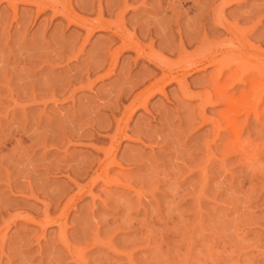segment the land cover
Returning <instances> with one entry per match:
<instances>
[{
	"label": "rangeland",
	"instance_id": "rangeland-1",
	"mask_svg": "<svg viewBox=\"0 0 264 264\" xmlns=\"http://www.w3.org/2000/svg\"><path fill=\"white\" fill-rule=\"evenodd\" d=\"M24 1L0 0V264H264V102L232 80L250 67L228 77L231 109L193 96L214 89L206 67L185 74L189 97L171 83L134 110L159 69L61 16L122 18L174 72L227 43L218 0ZM240 2L223 17L260 45L264 0Z\"/></svg>",
	"mask_w": 264,
	"mask_h": 264
},
{
	"label": "bare ground",
	"instance_id": "bare-ground-1",
	"mask_svg": "<svg viewBox=\"0 0 264 264\" xmlns=\"http://www.w3.org/2000/svg\"><path fill=\"white\" fill-rule=\"evenodd\" d=\"M6 1H8V3L12 5L13 0H6ZM14 1H16V0H14ZM218 1L216 2V5H215V7L217 6L216 8H214V5H212V3L210 4L213 7V12H214V13L212 12V14L210 13V15H212V16H209L212 19L211 21H213L210 24L211 25L214 24V23L217 24L218 26L222 27L224 29V31H226L229 34L228 38H226V42L227 43L224 44V40H225V38H224L223 40H220L221 44H223V45L220 44V46H219L217 44L218 47L215 45L216 47H214V48L211 47L209 49H208V47H207L208 45H207L206 47H207L208 51L206 49H205L206 51H204V49H203L204 53L203 54L200 53L201 55L199 54L201 57L199 56V58L198 57L197 58H191V59L185 61L184 63H182L180 65L178 70L176 69V71H174V72L171 71L173 68L170 69L169 68L170 66L167 67L165 64L159 62L157 60L156 56L153 55L155 57L154 58L152 55H149L147 53V51L145 52L143 46H140L137 43L138 41L135 42V40H132V39L129 38L130 37V36H128L129 32L127 33L128 34L127 35L125 33V31L121 28V26H122L121 22L123 23L122 18L120 19L121 21L119 19H118L119 21H116V22H118V24L113 23V22L109 23V21L108 22L104 21L101 18H98V16H97L98 19L96 18V20H95V18H94V20H92V18L91 19H87L85 17L83 18V17H80V16L78 17L77 15L75 16L74 13L72 11L68 10V9L61 13V12L58 11V8H56V6H54V4L47 3V2H45L43 0H25L24 2H27L28 4H33L34 6H36L37 9H38L37 10L38 12H40V11L42 12L47 7H49L52 10V12H53L52 14L53 15L61 13V16L63 17V19L68 21L69 24L72 23L75 26L77 25V26L83 28L86 31L87 36L92 35L94 32L107 31V32H109L111 34L110 38L112 40H113V38H117V39H119L121 41V44H120L119 47H121L122 50L131 49V50H133L135 52L137 57L145 58L149 62L153 63L159 69L160 73L158 75H156V74L152 75L153 76L152 79H151L152 81L148 85H146V87H144L140 93L136 94L132 98V100H130L129 106L134 108V110L138 106L142 107L143 109H146L147 99L150 98L151 96H153L156 92L165 95V87H167L171 83H175L176 84L177 88L183 94V96H188L189 97V93H188L189 89H188V86H187V83H186L185 74L190 72V71H194V70H195V72H196V70L197 71L203 70L206 67L215 68L214 69L215 71H213V73L215 72L213 74V76H215V74H216V76H215L216 79L213 82V84H214L213 88L214 89L211 87V89H213V90L209 89V90L201 91L200 93H196V95L193 94V96L195 98H198V100H200V103H201L202 106H200V103L198 105L201 107V109L203 108V106H206V105H210V106H212V105H215V106L222 105L224 107L223 111H225L228 108L231 109L232 108L231 107L232 106V101L234 100V98H233V95H231V93H229V91H231V90H229L228 87L233 90L234 87H235V84H233V83L231 84L232 81H230V79H229L231 77L230 75H231V73H232V75H233V73H236L234 71L237 70V69H245L247 65L250 67V71L247 73V79H246V76L243 77V78H245V80H244V79H242L240 77V75H239V77H236V75H235L234 77L232 76L233 77L232 80L233 81L235 80L236 83H240V85H242L244 88H247V92L246 93L248 95H250V94L253 95V96L257 95V97H255V99L257 98L256 100H257V105H258L260 102H264V96H262V95H264V82H261L262 80H264V50H262L261 47H260V45L262 43H264V35H262V39H261V44L260 45L255 46L254 44H251L250 42H247L246 38L243 39L245 36L242 37L243 33L241 34V32L239 31V28H237L238 26H236V24H234L235 22L232 21L233 22L232 23V22H230L229 20H227L226 18L223 17L224 16L223 15L224 6L236 5L238 7V5H241L242 2H240V0H218ZM124 2H125V0H124ZM207 2H209V1H207ZM143 3L145 4V2H143ZM143 3H140V5L143 4ZM255 3H257V2H255ZM191 4H193V3H191ZM210 5L208 4V6H210ZM262 5H264V3H262ZM212 7H209V8L211 9ZM253 7H254V5H253ZM262 7H264V6H262ZM203 8H205V7H203ZM252 9L253 8H251V10ZM256 9H257V7H256ZM208 10H207L206 13L209 12ZM202 11H203V9H202ZM245 11H246V9H245ZM185 12H187V11H185ZM198 12H199V10H198ZM236 12H238V11H236ZM262 12H264V9H262L261 14H262ZM233 13H231V14H233ZM256 13L257 12H255V14ZM98 14H99V12H98ZM117 14H118V12H117ZM117 14H116V16H117ZM198 14L200 15V13H198ZM250 14H252V12ZM253 14L249 15L247 17H246V15L242 14L244 16V18L238 14V17H240V19L243 18L245 21H247L246 18H250L251 17L253 19L254 16H257V15L253 16ZM199 15H197V16H199ZM233 15H236V13L233 14ZM259 17H261L260 14H259ZM255 22H256V24L253 22V24L251 26V30L252 29L253 30L258 29L257 28V23L259 22V20L255 21ZM211 25H210V28H211ZM193 34H195V33L193 32ZM193 34H192V36H194ZM206 39H207V37H206ZM212 45H213V43H212ZM199 51H201V50H199ZM232 65H234L235 68ZM248 68H246L245 70H247ZM245 70H243V71L245 72ZM143 74H142L143 78H140V80L137 81V83L135 82V84L132 87H135V85L139 84V82L141 84L144 81L143 79L146 78V77L149 78L148 76L151 73L144 74V75ZM227 79H229V83L230 84L226 83V85L223 86V84L227 81ZM226 86H227V88H224ZM200 107H198V110H199ZM234 107H236V106H234ZM225 113H222V114H225ZM226 115H228V114H226ZM226 115H224V117ZM235 115H236V113H235ZM228 120H229V122L233 121V123H235L233 118H232V121H231V117L230 116L227 119V121H225V122H228ZM226 125H229V124L227 123ZM232 127H234V125Z\"/></svg>",
	"mask_w": 264,
	"mask_h": 264
}]
</instances>
